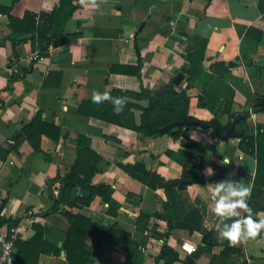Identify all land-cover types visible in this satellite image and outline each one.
Here are the masks:
<instances>
[{"label":"crops","instance_id":"obj_1","mask_svg":"<svg viewBox=\"0 0 264 264\" xmlns=\"http://www.w3.org/2000/svg\"><path fill=\"white\" fill-rule=\"evenodd\" d=\"M71 3L75 9L54 36L60 0H0V227L18 241L23 263L125 264L135 248L141 264H264V232L237 246L219 238L217 225L231 220L214 214L209 188L243 181L252 187L253 214L264 212V171L257 143L248 139L264 126V110L253 107L264 98V0ZM29 13L39 18L27 26ZM193 35L206 39V75L195 82L186 56ZM14 62L18 74L9 72ZM168 86L183 90L185 112L199 121L226 126L243 114L236 135L222 140L212 128L191 126L175 139L144 136L109 119L121 118L125 107L117 114L111 101L91 98L93 90H107L143 107L146 101L124 92ZM129 111L139 125L141 108ZM78 136L101 158L87 186H105L107 201L89 187L64 185ZM153 173L189 183L158 187ZM67 214L84 216L96 231L75 249L73 263L65 258ZM183 241L196 251H181Z\"/></svg>","mask_w":264,"mask_h":264},{"label":"trees","instance_id":"obj_2","mask_svg":"<svg viewBox=\"0 0 264 264\" xmlns=\"http://www.w3.org/2000/svg\"><path fill=\"white\" fill-rule=\"evenodd\" d=\"M72 1L73 0H60L59 8L53 11L50 23L54 36H57L54 31L55 28L63 27L67 19L70 17L73 10L75 9V5L71 3ZM37 18L39 17L36 14H27L25 17L26 25L28 26L29 23H35V20ZM51 38L52 37L50 36L48 40L50 41ZM191 38L192 41L188 46L186 54L187 60L189 62V69L187 71V74L188 80L191 82H195L206 75L205 71L201 68V63L203 61L205 53L206 39L198 35H193ZM167 88V91L162 95H156L152 92L145 93V91H143L142 94H135L133 92L125 91L124 93L126 94H131L132 96L136 95L137 98L143 99L144 101H146V105L142 107L139 105H135L134 103L127 102L125 106V115H121V118L115 117L109 119L119 125H126L128 127L130 126L133 129L142 132L144 136L157 135L158 129L161 126L172 121L182 119L185 121L184 123H178L177 125L170 128L167 132L172 138H177L181 133L191 127L186 124L187 121L197 119L193 116L188 115L184 110L186 95L183 90L177 92L174 91L171 86H168ZM168 93H171V95L165 96V94ZM214 101L215 100H210V102L212 103H214ZM253 107L258 110H264V98L254 99ZM130 108H141L142 114L139 125H136L134 123V115L132 112L129 111ZM208 108L213 110V106L209 103ZM200 122L204 125H208L210 128L213 129L214 133L218 135L223 134L228 126H221L215 119ZM248 139L251 144H253L254 142L257 143L256 146L258 162L260 161L262 163L260 164V168L258 167V169L264 171V154H262L264 151V126L263 131L256 138L252 137ZM77 143H79V147L77 149V159L69 170V172L64 175V185L70 187L77 183L79 185H82L83 187H89L90 190H92L96 194L102 195L103 199L107 201L108 197L105 196L104 193L101 191V189L103 188L106 189L105 186H87V184L91 182V176L97 170L94 165L101 160L100 156H98L93 150L90 149V140L88 138L78 136ZM148 184L151 187L155 188V185L153 183L149 182ZM167 191L169 200L172 202L175 193L171 188H168ZM67 215L72 221V226L69 232L67 233V237L64 242L65 258L69 263H73L72 254L75 249L80 246L79 244L84 241L87 235L93 234L94 232L96 233V231L90 228L91 223L84 216L79 214L75 216H71L69 214ZM2 222V219H0V224ZM102 231H105V229H102ZM17 242L15 243V247L20 246ZM129 254H132V259L131 257H128L125 264H128L129 260H132V262L137 261V264H141V254L138 250H136L135 248H130V250L128 251V255ZM17 261L23 263L25 262V258H23L21 253H18L16 250L15 264H17Z\"/></svg>","mask_w":264,"mask_h":264},{"label":"clouds","instance_id":"obj_3","mask_svg":"<svg viewBox=\"0 0 264 264\" xmlns=\"http://www.w3.org/2000/svg\"><path fill=\"white\" fill-rule=\"evenodd\" d=\"M81 2L83 3L84 0ZM92 3L95 4V0H92ZM91 98L92 102L97 104L111 101L117 114L123 111L127 103L126 97H113L107 90L104 92L93 90ZM210 172L211 170L207 169V174L210 175ZM209 188L214 214L224 221L231 220V223L217 225L219 238L226 240L232 246H237L261 236L264 232V212L253 214V209L248 203L252 195L250 185L246 186L243 181L228 178L209 185ZM185 248L192 250L189 244H185Z\"/></svg>","mask_w":264,"mask_h":264},{"label":"water","instance_id":"obj_4","mask_svg":"<svg viewBox=\"0 0 264 264\" xmlns=\"http://www.w3.org/2000/svg\"><path fill=\"white\" fill-rule=\"evenodd\" d=\"M181 76H177L176 79L174 80V82H177V78H180ZM166 91V88L165 87H162L160 89H158L157 91H155V94L156 95H159V94H162L163 92ZM244 115L241 114V113H236L234 114V116L232 117L231 121L229 122L225 132L221 135H219V137L222 139V140H227L228 138H232L234 137V132H233V129L237 123V121L242 118ZM185 121L184 120H175V121H172L170 123H167L163 126H161L159 129H158V133L159 134H166L170 128H172L173 126L177 125L178 123H184ZM186 124L188 126H199V127H202V128H210L208 125H204L202 124L199 120H189L186 122ZM150 181L153 182L154 184H156L158 187H169V186H175V185H178L179 188H182L183 184L184 183H189L188 180L184 179V178H181L179 180H173V181H166V182H163L161 180V178L157 175V174H151L150 176ZM62 255H63V252H62Z\"/></svg>","mask_w":264,"mask_h":264},{"label":"built area","instance_id":"obj_5","mask_svg":"<svg viewBox=\"0 0 264 264\" xmlns=\"http://www.w3.org/2000/svg\"><path fill=\"white\" fill-rule=\"evenodd\" d=\"M73 1H79V0H73ZM36 58V56H34ZM20 65L18 62H14L9 67V72L11 74H18ZM11 231H14V229H11ZM185 244H189L192 248L191 251L187 250L185 248ZM179 248L181 251H183L186 254H192L196 251L195 244L189 242V241H183L179 244ZM16 262V249L14 245V236H8L7 232H5L2 227H0V264H15ZM104 264H113L110 262H106Z\"/></svg>","mask_w":264,"mask_h":264}]
</instances>
